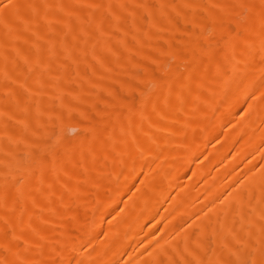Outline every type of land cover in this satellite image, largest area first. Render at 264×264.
<instances>
[{
  "label": "bare ground",
  "instance_id": "obj_1",
  "mask_svg": "<svg viewBox=\"0 0 264 264\" xmlns=\"http://www.w3.org/2000/svg\"><path fill=\"white\" fill-rule=\"evenodd\" d=\"M0 264H264V0H0Z\"/></svg>",
  "mask_w": 264,
  "mask_h": 264
},
{
  "label": "rangeland",
  "instance_id": "obj_2",
  "mask_svg": "<svg viewBox=\"0 0 264 264\" xmlns=\"http://www.w3.org/2000/svg\"><path fill=\"white\" fill-rule=\"evenodd\" d=\"M73 131H74V133H73ZM75 132H76L75 129H71V130L69 129L68 132H67V135H68L69 137H73L74 134H75Z\"/></svg>",
  "mask_w": 264,
  "mask_h": 264
}]
</instances>
